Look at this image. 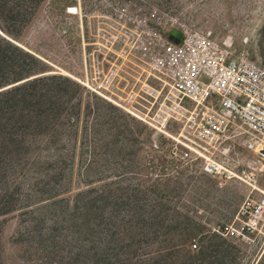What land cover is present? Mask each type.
Instances as JSON below:
<instances>
[{
  "label": "rangeland",
  "instance_id": "1",
  "mask_svg": "<svg viewBox=\"0 0 264 264\" xmlns=\"http://www.w3.org/2000/svg\"><path fill=\"white\" fill-rule=\"evenodd\" d=\"M136 17L146 18L150 26L158 27L159 23L160 28L173 26L191 31L208 38L232 56H246L264 66V0H45L22 36L14 41L43 62L46 75L67 78L81 90L73 101L79 106V119L71 143L65 140L42 147L47 150L50 163H55L57 154L64 156L61 165L64 187L59 198L72 202L78 192L88 188L83 183L85 178L92 183V188L99 189L106 183H118L122 179L133 187L145 182L148 175L152 182H159L169 190L168 199L173 201V210L188 217L195 224L193 227L201 229L192 244L200 246L207 264L221 262V259L211 258L215 250L228 256L222 264H264V243L250 246L213 233L214 228L234 219L242 202L256 193L255 188L264 186L261 166L246 149L248 134L243 129L242 135L230 141L226 156L227 169L238 177L228 173L211 175L203 169L202 159L180 158L186 151L184 146H178L177 157L173 155L174 140L178 137L176 129L170 133L175 139L160 134L79 83L84 78L82 58L89 32L102 22L123 24ZM69 107L67 104L66 108ZM94 116H111L119 122V127L112 130L107 126H95L100 134L95 141V158L86 154V146L93 136ZM120 131L122 134L118 136ZM133 138L138 142H132ZM104 152L108 155L103 156ZM171 156L180 161L178 167L164 170L157 167L156 159ZM120 158L127 161L123 162L125 166L135 168L133 173L123 175L124 178L123 171L116 165ZM89 159L95 163L88 176ZM150 162L152 167L146 168ZM174 192H178L179 197L176 198ZM0 221V264H29L24 247L17 242L23 230L19 213L9 214ZM188 250L185 247L183 253ZM198 254V251L191 252V255Z\"/></svg>",
  "mask_w": 264,
  "mask_h": 264
},
{
  "label": "trees",
  "instance_id": "2",
  "mask_svg": "<svg viewBox=\"0 0 264 264\" xmlns=\"http://www.w3.org/2000/svg\"><path fill=\"white\" fill-rule=\"evenodd\" d=\"M44 2L0 0V219L19 213L23 230L17 242L24 247L29 264H207L200 246L191 247L201 229L173 210L169 190L148 175L133 187L122 179L99 189L85 178L88 188L72 202L59 198L64 156L57 154L55 163H50L42 147L65 140L71 143L79 119V106L73 101L81 90L67 78L46 75L41 60L8 39L22 36ZM93 119L86 154L95 158L100 135L95 126L112 130L119 122L111 116ZM131 141L138 142L136 138ZM123 162L127 161L120 158L116 163L121 176L133 173L135 168ZM156 162L162 170L180 163L173 156L159 157ZM94 163L89 159L86 164L88 176ZM45 202L49 203L42 205ZM185 247L189 250L183 253ZM211 258L221 259L222 264L228 256L215 250Z\"/></svg>",
  "mask_w": 264,
  "mask_h": 264
},
{
  "label": "built area",
  "instance_id": "3",
  "mask_svg": "<svg viewBox=\"0 0 264 264\" xmlns=\"http://www.w3.org/2000/svg\"><path fill=\"white\" fill-rule=\"evenodd\" d=\"M172 27L139 17L99 23L90 29L79 83L158 133L176 129L173 155L184 146L180 158L202 159L211 175L225 173L230 141L243 129L264 182V66ZM173 30L182 34L178 44L169 40ZM255 190L213 233L250 246L264 243V186Z\"/></svg>",
  "mask_w": 264,
  "mask_h": 264
},
{
  "label": "water",
  "instance_id": "4",
  "mask_svg": "<svg viewBox=\"0 0 264 264\" xmlns=\"http://www.w3.org/2000/svg\"><path fill=\"white\" fill-rule=\"evenodd\" d=\"M182 38V34L180 32H178L177 30H173L171 31L170 33V36H169V40L173 41L174 43L178 44L180 42ZM12 43H14L15 45L21 47L16 41L8 38ZM22 48V47H21Z\"/></svg>",
  "mask_w": 264,
  "mask_h": 264
},
{
  "label": "bare ground",
  "instance_id": "5",
  "mask_svg": "<svg viewBox=\"0 0 264 264\" xmlns=\"http://www.w3.org/2000/svg\"><path fill=\"white\" fill-rule=\"evenodd\" d=\"M159 132H162L164 135H166L169 138H173L170 134H168L167 132H165L164 130H160ZM175 139V138H173ZM259 164V163H258ZM222 168V167H221ZM223 170L225 173H228L229 175L233 176V177H238L234 172L228 170L227 168L223 167ZM260 171H262V167H260Z\"/></svg>",
  "mask_w": 264,
  "mask_h": 264
}]
</instances>
